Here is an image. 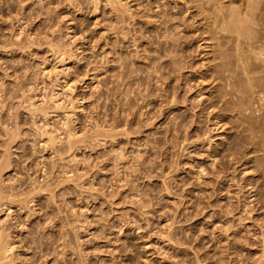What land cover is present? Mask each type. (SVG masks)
I'll list each match as a JSON object with an SVG mask.
<instances>
[{"label": "rangeland", "instance_id": "1", "mask_svg": "<svg viewBox=\"0 0 264 264\" xmlns=\"http://www.w3.org/2000/svg\"><path fill=\"white\" fill-rule=\"evenodd\" d=\"M202 1L0 0L3 264H264V115L217 100L264 48Z\"/></svg>", "mask_w": 264, "mask_h": 264}, {"label": "bare ground", "instance_id": "2", "mask_svg": "<svg viewBox=\"0 0 264 264\" xmlns=\"http://www.w3.org/2000/svg\"><path fill=\"white\" fill-rule=\"evenodd\" d=\"M197 1V0H196ZM200 1V0H199ZM202 1V0H201ZM206 1H208V0H206ZM206 1H205V3H206ZM210 2H211V0H209ZM208 1V2H209ZM215 1V0H214ZM233 1V0H232ZM203 2V1H202ZM202 2H199V3H202ZM207 2V3H208ZM213 2V1H212ZM242 2H243V0H242ZM206 3V4H207ZM233 3V2H232ZM231 3V4H232ZM261 3L263 4L264 3V0H245L244 1V6H245V9H244V7H243V9L244 10H242V8L241 9H239V8H237L238 6H236V2H234L232 5H235V6H233L232 7V9H231V12H230V17H228L229 18V20H230V22L228 23V24H226V22L225 23H221V27H220V29H219V33L221 32V33H228V34H230L231 36H232V38L230 37V35H229V39L231 40V41H233V37L235 36V37H237V38H235L234 37V39H237V40H239V42H242V43H238V41H235V43L237 42L238 44H239V47L238 48H236V49H239L240 47H241V45H247V47H249V49H246L247 47H242V48H244V49H246V50H251V51H254L253 52V54L255 53V51L257 50H262L263 48H264V33L262 32V30L264 29V26L262 27V30L260 29H256V28H258V26H256L257 25V23H258V21H259V19H254V17H255V14L257 13L256 11L257 10H259L260 9V5H261ZM203 4V3H202ZM202 4H200V6L202 5ZM206 4H204L205 6H206ZM227 4V3H226ZM243 4V3H242ZM203 5V6H204ZM210 5V4H209ZM214 5V4H213ZM224 5V4H223ZM228 5V4H227ZM202 6V7H203ZM243 6V5H242ZM241 6V7H242ZM216 7V6H215ZM220 7H222V6H220ZM97 8H98V6H97V4H96V10H97ZM264 8V7H263ZM262 9V8H261ZM260 9V10H261ZM242 10V11H241ZM263 11H260L261 13L262 12H264V9H262ZM212 11V10H211ZM209 12V11H208ZM3 13V12H2ZM212 14V13H211ZM216 14H218V13H216ZM208 15V14H207ZM223 15V14H222ZM263 16L261 17V19H260V21H263L262 23L260 22V23H258V24H264V13L262 14ZM5 16V15H4ZM7 16V15H6ZM209 16V15H208ZM217 16V15H216ZM228 16H229V14H228ZM207 18V17H206ZM225 18H227V16L225 17ZM5 19V18H4ZM8 19V18H7ZM220 19V18H219ZM218 19V20H219ZM213 20V19H212ZM221 20V19H220ZM228 20V19H227ZM226 19L224 20V21H227ZM256 20H258V21H256ZM217 21V20H216ZM222 21V20H221ZM4 23V22H3ZM219 23V22H218ZM256 24V25H255ZM213 25V24H212ZM217 25V24H216ZM256 26V28H255V26ZM261 26L262 25H260V27L259 28H261ZM213 27V26H212ZM214 27H216L215 26V24H214ZM218 27V26H217ZM216 27V28H217ZM215 30V29H214ZM218 30V29H217ZM209 31H210V29H209ZM22 32H23V29H22ZM213 32H215V31H213ZM260 32H262V33H260ZM21 33V32H20ZM22 34V33H21ZM234 34V35H233ZM259 34H263V35H259ZM17 35H19L20 36V34H17ZM223 36H224V34H223ZM223 38V37H222ZM221 38V39H222ZM226 38V37H225ZM240 40H243V41H240ZM230 41V43L232 44V42ZM228 42H229V40H228ZM234 42V41H233ZM54 43V42H53ZM27 44V43H26ZM29 44V43H28ZM32 44V43H31ZM241 44V45H240ZM2 45V44H1ZM1 45H0V48H3V47H1ZM3 45H4V43H3ZM2 45V46H3ZM6 45V44H5ZM32 46V45H31ZM56 46V45H55ZM212 46H214V45H212ZM212 46H210V47H212ZM227 46V45H226ZM237 46V45H236ZM5 47V46H4ZM50 47H52V45L50 46ZM61 46H59L58 48H60ZM54 48V47H53ZM57 47L56 48H54L55 50L56 49H58ZM65 48V47H64ZM64 48H60V49H58V53H62V52H64ZM215 48H218V47H215ZM230 48V47H229ZM242 48H240V49H242ZM256 48H259V49H256ZM51 49V48H50ZM214 49V48H213ZM220 52H221V50L220 49H218ZM231 50H233V49H231ZM52 51V50H51ZM66 51V50H65ZM216 51V50H215ZM237 51V50H236ZM235 51V52H236ZM241 51V50H240ZM240 51H239V53H240ZM243 51V50H242ZM264 51V50H263ZM53 52V51H52ZM68 52V51H67ZM67 52L66 53H64V57H66L67 58V55L69 54H67ZM244 53H246V54H248L247 52H245V51H243ZM223 53V52H222ZM221 53V54H222ZM242 53V52H241ZM251 53V52H250ZM249 53V54H250ZM257 53V52H256ZM53 54V53H52ZM220 54V55H221ZM238 54V53H237ZM243 54V53H242ZM248 54V55H249ZM252 54V53H251ZM259 54H260V52H259ZM56 55H57V53H56ZM60 55V54H59ZM59 55H57L56 57H58ZM226 55V54H225ZM247 55V56H248ZM258 55V54H257ZM264 55V54H263ZM263 55H262V57H263ZM62 56V55H61ZM69 56V55H68ZM72 56V55H71ZM222 56V55H221ZM220 56V58L222 59V57ZM223 56H224V54H223ZM239 56V55H238ZM243 56V58L245 57L244 55H242ZM242 56H241V58H242ZM246 56V57H247ZM250 56V55H249ZM259 57H260V55H258ZM257 56V57H258ZM237 57V56H236ZM250 57H252V55L250 56ZM249 57V58H250ZM254 57H255V54L253 55V61L255 62V59H254ZM60 58V57H59ZM63 60H65L63 57H61ZM68 58H71V57H68ZM217 58H219L218 56H217ZM223 58H226V56H224ZM242 58V61H241V63H243L245 66H244V68H242V66H241V68L243 69H240V70H242L241 71V73L243 74L242 76L244 77V81L241 83L242 85V88L239 90V91H234V89L232 90L231 89V87H232V79L233 78H235V76H236V71H233L232 70V68H230V66H228L227 65V67L226 66H224V68H219V69H222V70H219V74H221V78H222V80H224L225 81V85L227 86L226 87V91H227V88H228V91L224 94V95H220L221 97H217V100H218V102H219V104L221 103V102H223L224 101V98H226V96L227 95H229V96H234V97H236V99H234L237 103V106L239 107V109H240V111L243 113V114H250L251 115V117L252 116H255V115H264V63H262L263 64V66H262V69L260 70V71H254V69L255 70H258V68L257 67H255L254 66V68H249V66H251V65H253L254 63H253V61H252V63L253 64H251V62H250V64H247V63H249V61H247V59L246 58H244L243 59ZM249 58H248V60H249ZM56 59H58V58H56ZM62 59H61V61H62ZM216 59V58H215ZM246 59V60H245ZM258 59V58H257ZM60 60V59H59ZM67 60V59H66ZM224 60V59H223ZM228 60V59H227ZM60 61V62H61ZM226 61V60H225ZM224 61V62H225ZM59 62V61H58ZM65 61H63L62 63H64ZM259 62V61H258ZM257 62V63H258ZM61 64V63H60ZM218 64V63H217ZM223 64V63H222ZM225 64V63H224ZM226 64H229V63H226ZM240 64V63H239ZM242 64V65H243ZM260 64V63H259ZM64 65V64H63ZM248 65V66H247ZM255 65V64H254ZM258 64H256V66H257ZM261 65V64H260ZM220 66H222V65H220ZM239 67H240V65H239ZM238 67V68H239ZM252 67V66H251ZM259 67V66H258ZM217 68V67H216ZM257 68V69H256ZM260 68V67H259ZM63 72H65V71H63ZM217 72V71H216ZM218 73V72H217ZM216 73V74H217ZM256 73V74H255ZM64 74L65 73H63V76H64ZM68 75V74H67ZM65 77V76H64ZM66 78V77H65ZM224 78V79H223ZM68 80V79H67ZM67 83V82H66ZM69 83V82H68ZM67 83V84H68ZM64 84V83H63ZM69 86H70V88L68 87V89L69 90H71V88H72V82H71V84H68ZM65 86H66V84H65ZM1 91V90H0ZM203 93V92H202ZM202 93H200V94H198V96H202L203 94ZM174 98V97H173ZM173 98H172V100H173ZM58 101H59V98L58 99H56V107L58 108L60 105H59V103H58ZM215 101V100H214ZM216 102V101H215ZM214 104V103H213ZM217 104V103H216ZM216 104H215V108L217 107L216 106ZM73 108V107H72ZM75 108V107H74ZM73 108V109H74ZM213 110H214V108H212V110H210L209 111V114H210V112H213ZM45 113H47V111L45 112ZM220 122H216V125H218ZM70 133V134H69ZM67 132V140L68 139H70L69 137H74L75 135H73V133L72 132ZM66 134V133H65ZM68 134H69V137H68ZM70 135H72V136H70ZM66 136V135H65ZM51 138V137H50ZM53 138V137H52ZM50 139V140H53L54 141V138L53 139ZM71 140V139H70ZM69 140V141H70ZM53 141H51V142H53ZM69 141H68V143H69ZM50 142V141H49ZM70 143H71V141H70ZM7 151V150H6ZM7 153V152H6ZM6 155V154H5ZM5 155H4V157H5ZM3 158V157H2ZM6 158V157H5ZM6 164V163H5ZM0 166L1 167H3V166H5V165H1L0 164ZM0 167V169H2ZM7 167V166H6ZM5 167V168H6ZM4 168V167H3ZM1 171V170H0ZM3 179H5V178H3ZM0 180H1V178H0ZM2 186V185H1ZM4 189V188H3ZM6 189V188H5ZM2 192V187H0V194H2L1 193ZM4 193V192H3ZM6 193V192H5ZM13 194V193H12ZM1 197V196H0ZM3 197H4V194H3ZM5 198V197H4ZM6 198H8V196L6 197ZM8 201H9V199H8ZM11 203V202H10ZM10 203H2L3 205H5L4 207H7V210H10L11 211V204ZM0 208H1V206H0ZM19 210H20V208H19ZM11 212H9L8 214H7V218L8 217H10V214ZM6 219H4V221H5ZM9 229V228H8ZM8 229H6V228H3V227H1L0 228V264H3V260L4 259H6V258H8L9 257V255L11 254V253H13L14 252V250H15V241H13L12 239H11V234H10V231H8Z\"/></svg>", "mask_w": 264, "mask_h": 264}]
</instances>
